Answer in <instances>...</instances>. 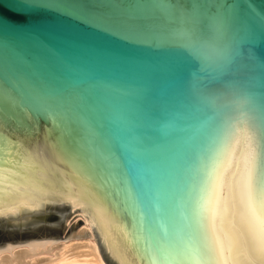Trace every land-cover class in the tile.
<instances>
[{
	"label": "water",
	"instance_id": "95a60500",
	"mask_svg": "<svg viewBox=\"0 0 264 264\" xmlns=\"http://www.w3.org/2000/svg\"><path fill=\"white\" fill-rule=\"evenodd\" d=\"M25 2L0 0V253L264 264V0Z\"/></svg>",
	"mask_w": 264,
	"mask_h": 264
},
{
	"label": "bare ground",
	"instance_id": "6f19581e",
	"mask_svg": "<svg viewBox=\"0 0 264 264\" xmlns=\"http://www.w3.org/2000/svg\"><path fill=\"white\" fill-rule=\"evenodd\" d=\"M84 228L91 230L86 220ZM18 247L0 253V264H16L20 251L30 250V246L16 249ZM41 254L38 253L29 258L27 264H105L93 237L67 240L48 254L50 256L47 258H40Z\"/></svg>",
	"mask_w": 264,
	"mask_h": 264
},
{
	"label": "rangeland",
	"instance_id": "374dc122",
	"mask_svg": "<svg viewBox=\"0 0 264 264\" xmlns=\"http://www.w3.org/2000/svg\"><path fill=\"white\" fill-rule=\"evenodd\" d=\"M78 219H81V225L77 228V231H80L81 230V228H84V225H85V220H84V217H83V215H79V216H77V217H74V218H71L67 223H66V225L64 226V228H63V230H62V232H61V234H60V237H62L66 232H67V230L70 228V226L73 224V223H75V222H78V221H80V220H78ZM73 239H76V238H73ZM19 247H21V248H26V246H19ZM19 247L18 248H16V249H19ZM20 248V249H21ZM50 255H48V254H41L39 257L40 258H47V257H49Z\"/></svg>",
	"mask_w": 264,
	"mask_h": 264
},
{
	"label": "snow or ice",
	"instance_id": "6c2138e0",
	"mask_svg": "<svg viewBox=\"0 0 264 264\" xmlns=\"http://www.w3.org/2000/svg\"><path fill=\"white\" fill-rule=\"evenodd\" d=\"M21 2H22V6L23 7H29V6H31L30 4L26 3L25 0H21Z\"/></svg>",
	"mask_w": 264,
	"mask_h": 264
}]
</instances>
